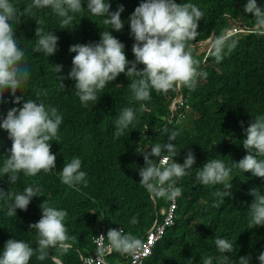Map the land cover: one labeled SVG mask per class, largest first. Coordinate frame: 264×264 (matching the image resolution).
I'll return each instance as SVG.
<instances>
[{
  "label": "trees",
  "instance_id": "1",
  "mask_svg": "<svg viewBox=\"0 0 264 264\" xmlns=\"http://www.w3.org/2000/svg\"><path fill=\"white\" fill-rule=\"evenodd\" d=\"M139 2L109 0V10L123 5L120 19L125 21ZM190 2L203 13L197 22V36L190 44L208 38L212 31L213 37L219 36L238 24L249 31L227 35L235 39L236 44L219 62L206 51L209 44L190 47L196 67L207 75L197 76L191 86L180 85L178 90L174 87L166 93L150 92V100L144 102L149 111L136 112L134 125L117 140L112 138L116 114L125 106L136 109L140 103L131 101L130 104L127 78L123 73L118 74L97 93L96 102L82 107L72 88L73 81L66 76L74 55L68 52L69 46L97 41L99 32L106 27L100 18L83 9L74 15L68 26L71 29L61 30L56 18L47 10H35L31 16L25 13L21 22L13 26V35L25 49L24 62L29 67L28 80L19 90L21 95L55 106L62 115V123L58 139L50 142V152L56 153V169L47 173L40 171L34 176L20 175L17 183L11 186L7 184V174L0 179V189L4 191L15 192L32 185L37 188L38 195L31 198L25 210L15 209V217L6 216L0 210V248L13 237L33 240L28 225L40 218L39 205L43 200L66 210L64 223L70 247L64 251L50 248L49 258L37 261L33 257L29 264H57L53 258L62 264H83L82 257L95 252L93 238L100 232L105 236L110 228H122L125 233L142 240L154 221L160 220L159 211L169 201L164 198L151 200L150 194L138 184L137 170L143 166V158L136 150L146 148L145 151H150L152 144L163 143L167 133L162 129L167 128L180 130L174 141L178 154L172 159L182 163L190 150L195 160L190 173L176 182L181 195L176 198L174 223L143 264H187L189 258L193 264H201L205 257L216 254L214 239L221 236L233 241L231 255L247 254L251 257L250 264H257L255 257L264 247V225L250 229L246 209L252 200L249 190L264 188V177H253L248 172L240 176L239 170H234L237 177H233L228 189L231 197H225L223 204L213 195L221 185H201L194 177L195 168L207 158H222L230 164V160L238 162L246 154L240 145L244 129L252 118L264 115V35L251 30V14H245L242 9L245 0ZM25 3L26 0H17L18 10L22 11ZM256 4L259 6L261 0H256ZM36 23L58 37L56 51L48 57L31 51ZM109 32L124 45L126 59L132 60L133 40L127 24L119 32L111 29ZM52 65H61V71L55 74ZM142 67L137 65L138 69ZM56 76L64 79L58 81ZM179 96L182 104L174 113L169 105ZM4 97L7 102H0V117L11 107L20 106L19 102L12 103L7 90ZM178 114L184 115L183 118H178ZM10 143L6 132L0 130V155H7ZM74 156L81 159V170L87 174V184L78 185V190L62 184L58 178L63 163ZM5 207L4 201H0V209ZM133 215L137 223L130 225L128 221ZM125 255L111 251L104 259L112 264Z\"/></svg>",
  "mask_w": 264,
  "mask_h": 264
},
{
  "label": "clouds",
  "instance_id": "2",
  "mask_svg": "<svg viewBox=\"0 0 264 264\" xmlns=\"http://www.w3.org/2000/svg\"><path fill=\"white\" fill-rule=\"evenodd\" d=\"M109 7V0H26L20 11L17 0H0V102H7L4 97L7 90L12 96V103L20 104L18 108L11 107L0 117V130L6 132L11 142L6 150L7 155H0V179L7 174L9 186L15 185L20 175L34 176L40 171L47 173L56 169V153L50 152V142L58 139L57 132L62 123V115L55 106L45 105L32 98L25 99L19 91L28 80L29 67L24 62L25 49L13 35V26L21 22L25 13L31 16L35 10H47L63 30L71 29L68 26L74 15L87 9L89 14L99 17L106 26L105 30L99 32L97 41L69 46L68 52L74 55L66 76L73 81L72 88L82 107H88L89 102H96L97 93L118 74L123 73L127 78L130 104L131 101L140 103L136 109L125 106L116 114L113 140L120 138L126 129L134 125L136 112L149 111L144 102L150 100V92L166 93L180 85L191 86L197 76L207 75L196 67L197 61L190 52L189 42L197 36V22L203 16L202 11L190 0H179L178 3L175 0H140L125 21L120 19L123 5H117L114 11H110ZM242 9L245 14H251V30L257 35H264V0L259 6L256 0H245ZM125 23L133 40L132 60L126 59L124 45L109 32V29L119 32ZM248 31L238 24L214 36L209 40L208 54L216 62L221 61L236 44V40L229 39L227 35ZM57 40L52 30L37 24L31 51L48 57L56 51ZM137 65L143 67L138 69ZM52 66L55 74L61 71V65ZM56 77L58 81L64 79L63 76ZM162 131L167 133L163 143L152 144L150 151H145L146 148L136 150L143 158V166L137 170L138 184L153 198L175 201L181 195V188L176 182L190 173L195 157L189 150L182 163L175 162L172 158L178 152L174 141L180 130L164 128ZM240 145L246 154L238 162L230 160V164H226L222 158H207L195 168L196 182L222 186L213 193L219 204H223L225 197H231L228 189L232 186L230 181L237 177L234 170L238 169L240 176L248 172L253 177H264V115L252 118L244 129ZM86 175L81 170L78 156L63 163L58 172L60 182L76 190L78 185L87 184ZM249 195L252 200L246 209V216L251 229L264 225V188L253 187ZM33 196L38 195L37 188L32 185L15 192L0 189V201L6 205L0 210L6 216L15 217L14 210H25ZM39 209L40 218L28 225L33 232V240L15 237L6 240L0 248V264H29L33 257L37 261H45L49 258L50 248L64 251L70 247V237L64 223L66 210L53 207L45 200L40 203ZM128 223L135 225L136 216L133 215ZM97 238L101 242L98 249L101 255L106 251L141 254L145 247L140 238L125 233L122 228H110L105 236L98 235ZM214 247L216 254L205 257L201 264H250L251 257L247 254L239 257L231 255L234 243L226 237L215 238ZM255 259L257 264H264V247ZM186 261L187 264H193L191 258Z\"/></svg>",
  "mask_w": 264,
  "mask_h": 264
},
{
  "label": "built area",
  "instance_id": "3",
  "mask_svg": "<svg viewBox=\"0 0 264 264\" xmlns=\"http://www.w3.org/2000/svg\"><path fill=\"white\" fill-rule=\"evenodd\" d=\"M181 100L180 96L174 98L169 105V109L175 113L177 106L182 104ZM177 116L181 119L184 115L182 116L181 114H178ZM176 208L177 202L175 199V201H169L166 207L160 209V220L156 219L154 221L152 227L146 231L144 238L142 239L145 247L142 249L141 254H126L124 259L112 264H143V261L152 254L156 242L160 241L166 230L173 225ZM98 235L104 236L103 233H98L96 237L93 238L92 242L95 245V252L93 255L82 257L83 264H108L104 257L110 252L106 251L102 255L98 252V249L101 246V242L97 238Z\"/></svg>",
  "mask_w": 264,
  "mask_h": 264
},
{
  "label": "water",
  "instance_id": "4",
  "mask_svg": "<svg viewBox=\"0 0 264 264\" xmlns=\"http://www.w3.org/2000/svg\"><path fill=\"white\" fill-rule=\"evenodd\" d=\"M213 33H214V31H212V32L210 33V35H209L208 38H206V39H204V40H202V41L194 42V43L190 44L191 47H195V46H199V45H207V44H209V40L213 37ZM178 89H179V86H177V90H178ZM150 198H151V200L154 199L151 195H150ZM156 215H157V214H156ZM53 260H54L57 264H62L61 261H60L59 259H57V258H53Z\"/></svg>",
  "mask_w": 264,
  "mask_h": 264
},
{
  "label": "rangeland",
  "instance_id": "5",
  "mask_svg": "<svg viewBox=\"0 0 264 264\" xmlns=\"http://www.w3.org/2000/svg\"><path fill=\"white\" fill-rule=\"evenodd\" d=\"M204 46H206V45H204ZM209 47V46H208ZM208 47H206V51L208 50ZM120 260H116L115 262H119Z\"/></svg>",
  "mask_w": 264,
  "mask_h": 264
}]
</instances>
